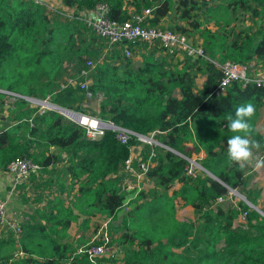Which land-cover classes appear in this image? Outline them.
Here are the masks:
<instances>
[{"label": "trees", "instance_id": "trees-1", "mask_svg": "<svg viewBox=\"0 0 264 264\" xmlns=\"http://www.w3.org/2000/svg\"><path fill=\"white\" fill-rule=\"evenodd\" d=\"M60 1L72 11L51 17L38 0H0V89L49 99L84 114L90 100L100 97L94 116L141 134L154 132L159 142L215 176L198 167L189 175L188 159L144 143L145 154L156 153L147 174L154 181L152 198L141 191L121 223L109 224L117 234L110 240L115 252L99 264L115 261L117 255L121 264H264V215L244 199L227 208L220 204L231 190H239L259 205L260 190L246 188V169L228 158L226 141L235 134L227 127L235 106L250 102L255 112L248 135L264 149V132L256 127L264 107V84L235 81L226 93L214 92L222 75L218 63L255 62L264 68V0H223L217 5L208 0ZM104 2L109 17L119 23L139 15L144 16L142 25L185 33L191 43L200 39L205 56L171 53L159 41L109 44L83 18V12ZM196 34L199 38H192ZM139 45L142 60L137 62L125 50L132 52ZM69 64L79 67L76 73ZM81 68L90 69L87 78L79 75ZM200 74L205 80L197 87ZM71 77L76 84H67ZM85 79L89 84L82 88ZM5 95L0 91V171L24 156L48 168L65 153L67 177L77 192L74 206L55 198L49 211L37 209L30 222L21 225L18 242L11 232L8 240L0 239V264H65L78 248L60 242L62 231L78 222L81 213L117 218L125 199L122 169L131 147L142 142L131 137L122 143L112 130L98 140L87 139L85 129L60 112L41 113L18 96L6 108ZM178 198L194 208L196 219H178ZM241 213L251 231L235 227ZM82 260L88 262L86 256Z\"/></svg>", "mask_w": 264, "mask_h": 264}, {"label": "built area", "instance_id": "built-area-1", "mask_svg": "<svg viewBox=\"0 0 264 264\" xmlns=\"http://www.w3.org/2000/svg\"><path fill=\"white\" fill-rule=\"evenodd\" d=\"M108 3H99L94 10L86 11L83 18L87 25L99 36L105 38L109 44H116L123 41H131L132 43L148 42L154 43L159 41L168 52L183 53L194 58L205 56L200 41L191 43L185 33L175 32L169 28L152 25H142L144 16L137 15L132 20H127L119 23L113 20L108 15ZM94 13V15L90 14ZM150 10H145V14H149ZM126 55L131 54L130 49L125 50ZM89 68L94 66L92 60L87 61ZM222 75L218 87L215 89L216 94H224L235 81H242L244 84L249 81H256L258 85L264 84V68L255 62L239 63L232 60H227L223 63H218ZM90 69H82L79 73L80 76L87 78ZM76 79L71 77L68 79L67 84H76ZM89 80L85 79L80 82L82 88H87ZM65 86L66 84H62ZM5 93H12L5 91ZM13 94V93H12ZM90 95V93H89ZM17 96V95H15ZM19 97V96H18ZM30 104L38 107L41 113L46 110H56L63 114L70 120L75 121L85 129L87 139L98 140L103 137L106 130L115 132L116 137L122 142L126 143L131 137H136L142 143L133 145L129 157L125 160L122 172L124 173L121 187L125 192V199L123 202L124 208H130V203L135 200L138 194L143 191V182L147 178L148 171L155 165L154 157L156 153L151 150L145 154L144 143L150 145H160L168 148L167 145L159 142L154 138V132L145 135L136 132L130 128L118 125L111 120H103L101 118L84 114L73 109L66 108L61 110L60 105L51 102L49 99H36L28 98ZM256 127L264 132V107L262 115ZM189 160L186 165L185 171L189 175H194L195 167L201 168L199 164L184 154H180ZM40 165L29 157H17L10 161L7 165L6 172L12 175L16 182H19L31 173L38 171ZM222 199V198H221ZM0 225L5 226L11 233H13L16 241L18 242L21 234V224L9 215V198L0 195ZM92 241L86 245L78 247L77 251L71 253L65 260V264H99L100 260L108 257L115 252V246L111 245L110 237L105 234L102 239ZM78 256V257H77ZM86 256L88 262H83Z\"/></svg>", "mask_w": 264, "mask_h": 264}, {"label": "rangeland", "instance_id": "rangeland-1", "mask_svg": "<svg viewBox=\"0 0 264 264\" xmlns=\"http://www.w3.org/2000/svg\"><path fill=\"white\" fill-rule=\"evenodd\" d=\"M42 2L47 9V12L51 17L56 15V12H62V15H65L66 12H71L72 9L64 7L61 4L60 0H38ZM212 4L217 5L219 1L223 0H208ZM213 1V2H212ZM85 12H83L84 14ZM215 21L210 22L209 24L212 27L214 26ZM194 39L199 38L196 34ZM200 40V39H197ZM139 45L138 47H133L131 57L137 62H140L139 58L141 54V49ZM69 69L72 73H76V70L79 67L73 66V64H69ZM82 69V68H81ZM204 74H200L198 79H200ZM201 80V79H200ZM4 96V100L6 101L5 107L8 108L10 104L15 100V95L12 93H6ZM100 100V97L91 99L87 104V110L89 115L94 116V113L97 112L98 109L95 108L97 102ZM1 117L5 118L6 114L3 113ZM96 117V116H95ZM155 138V137H154ZM189 148H192V144H188ZM180 154H184L181 151H178ZM63 160L59 161L56 165L50 166L48 168H42L37 175H31L27 180L23 182H19L15 190L10 191V206L9 211L13 218L20 222L22 225H27L30 222L31 216L34 212L39 209L40 205L44 203L47 199L48 202L53 201V198L63 199L67 205L74 206L73 203L76 199V184H74L71 180L68 179L66 173V163ZM193 162L195 161L194 159ZM246 169V175L248 179L247 189H255L260 190V204L257 205L258 208L264 207V149L262 147H256L253 149L252 156L249 160L240 162ZM201 169V168H200ZM5 170L0 171V182L3 181V186L5 184V179L7 174H5ZM154 181L149 177L145 178L143 182V189L148 193L149 197L147 199H151L149 191L153 187ZM178 184H176L177 187ZM263 193V194H262ZM244 194L239 191L231 190L230 193L223 199H220V204H222L225 208L230 206L233 203H237L239 200H243ZM176 205V216L178 219L187 221L189 219H196L197 213L194 208L190 205L184 204L182 200L177 199L175 202ZM132 207V205H130ZM129 208H123L117 215V218L114 220L104 214L98 212H90V213H81L79 221L73 223L71 226V231L73 233V245L78 248L80 246L86 245L92 241H96L102 239L105 234L112 239L117 237V234L110 229L109 224L119 225L123 216ZM235 227L241 231H251L247 226L245 221V214L241 213L235 220ZM11 233L5 227L0 225V239L8 240ZM116 245L117 243L113 241ZM112 244V243H111ZM113 245V244H112ZM114 246V245H113ZM117 246V245H116ZM184 252H187L186 248L183 249ZM120 255L115 257V261H104L103 264H121Z\"/></svg>", "mask_w": 264, "mask_h": 264}, {"label": "clouds", "instance_id": "clouds-1", "mask_svg": "<svg viewBox=\"0 0 264 264\" xmlns=\"http://www.w3.org/2000/svg\"><path fill=\"white\" fill-rule=\"evenodd\" d=\"M255 112V106L244 102L235 106L233 115L229 116L227 127L233 135L227 137V156L231 161L244 162L252 156L253 149L258 147L255 140L250 139L248 130L250 118Z\"/></svg>", "mask_w": 264, "mask_h": 264}, {"label": "crops", "instance_id": "crops-1", "mask_svg": "<svg viewBox=\"0 0 264 264\" xmlns=\"http://www.w3.org/2000/svg\"><path fill=\"white\" fill-rule=\"evenodd\" d=\"M90 14H92V15H94V13H90ZM198 41H200V40H198ZM139 58L142 60V54H140V56H139ZM201 79V80H200ZM200 79H198L197 78V87H201V85H202V83H203V81L205 80V75H203ZM93 99V98H92ZM95 99V98H94ZM100 101V100H99ZM99 101L97 102V105L95 106V108L96 109H99ZM98 111V110H97ZM64 156H65V153L63 154ZM57 164V163H56ZM55 164V165H56ZM50 167V166H49ZM42 168H45V167H42V166H40V168L38 169V171H36V172H34V173H31L28 177H25V178H23L22 180H20L19 182H23V181H25V180H27V178H29L31 175H37L38 173H39V171L42 169ZM6 172V171H5ZM5 174H7V176H6V178L5 179H3V180H5V184H4V186H3V181H1L0 182V195H3L4 197H8L9 198V202H10V191H13V190H15L16 189V187H17V184L19 183V182H16L15 181V179H14V177L12 176V175H10V174H8L7 172L5 173ZM176 184H178L177 185V187L179 186V182L178 183H176ZM76 186V191H77V185H75ZM175 187H176V185H175ZM263 194V193H262ZM53 199H55V198H53L52 197V200ZM179 199V198H178ZM260 199V198H259ZM63 200V199H62ZM64 201V200H63ZM65 202V201H64ZM67 203V202H66ZM65 203V205H67ZM52 202L50 201V202H48L47 201V199L44 201V203L42 204V205H40V207H39V209L40 210H44V211H49V208H50V206H52ZM259 204H260V201H259ZM9 206H10V203H9ZM9 215L11 216V217H13L11 214H10V211H9ZM38 220H40V221H42V222H45V219H40V218H38ZM19 222V221H18ZM20 223V222H19ZM71 226H73V224L71 225ZM62 235H61V237H59V240H60V242H62V243H72L73 244V242H74V239H73V233H72V231H71V227H69L68 228V230L67 231H62V233H61ZM54 236H56V234L54 235Z\"/></svg>", "mask_w": 264, "mask_h": 264}, {"label": "water", "instance_id": "water-1", "mask_svg": "<svg viewBox=\"0 0 264 264\" xmlns=\"http://www.w3.org/2000/svg\"><path fill=\"white\" fill-rule=\"evenodd\" d=\"M0 91L5 92V91L2 90V89H0ZM12 93H13L14 95L19 96V97H24L25 99H28V98H29V97H26V96L18 95V94L14 93V92H12ZM59 108H60L61 110L66 109V107H63V106H59ZM168 149H170V150L173 151L174 153L180 155V153H179L177 150H175L174 148L168 147ZM199 166L201 167V169L207 171L210 175L214 176L212 173H210L208 170H206L202 165L199 164ZM214 177H215V176H214ZM233 191H236V190H233ZM243 199H244L245 201H247L252 207H254L255 209H257L260 213H262V214L264 215V211H263L261 208H258L257 205H255V204H253L252 202L248 201L245 195L243 196Z\"/></svg>", "mask_w": 264, "mask_h": 264}]
</instances>
